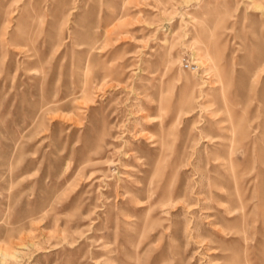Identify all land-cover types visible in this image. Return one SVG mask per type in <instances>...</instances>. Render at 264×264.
Segmentation results:
<instances>
[{"label": "rangeland", "instance_id": "rangeland-1", "mask_svg": "<svg viewBox=\"0 0 264 264\" xmlns=\"http://www.w3.org/2000/svg\"><path fill=\"white\" fill-rule=\"evenodd\" d=\"M0 264H264V0H0Z\"/></svg>", "mask_w": 264, "mask_h": 264}]
</instances>
